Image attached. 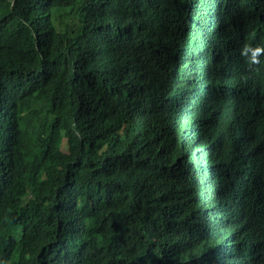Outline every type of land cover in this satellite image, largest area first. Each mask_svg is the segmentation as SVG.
I'll return each instance as SVG.
<instances>
[{
	"label": "trees",
	"instance_id": "16d2710c",
	"mask_svg": "<svg viewBox=\"0 0 264 264\" xmlns=\"http://www.w3.org/2000/svg\"><path fill=\"white\" fill-rule=\"evenodd\" d=\"M245 45L264 0H0V264H264Z\"/></svg>",
	"mask_w": 264,
	"mask_h": 264
},
{
	"label": "clouds",
	"instance_id": "9594fccd",
	"mask_svg": "<svg viewBox=\"0 0 264 264\" xmlns=\"http://www.w3.org/2000/svg\"><path fill=\"white\" fill-rule=\"evenodd\" d=\"M249 52L252 53V55L250 57V61H249L250 64H259L260 63L259 56L261 54H264V47L257 46L255 48H253V47H250L248 45H245V47L242 50V54L245 55V56H247V54Z\"/></svg>",
	"mask_w": 264,
	"mask_h": 264
},
{
	"label": "rangeland",
	"instance_id": "374dc122",
	"mask_svg": "<svg viewBox=\"0 0 264 264\" xmlns=\"http://www.w3.org/2000/svg\"><path fill=\"white\" fill-rule=\"evenodd\" d=\"M66 144H63V150H65ZM18 237V231L17 230H12L10 231L6 237L5 240L3 241V247L5 250L9 249L16 241Z\"/></svg>",
	"mask_w": 264,
	"mask_h": 264
}]
</instances>
